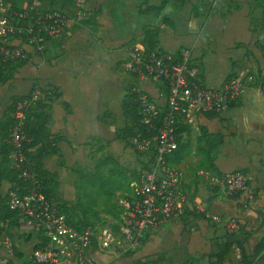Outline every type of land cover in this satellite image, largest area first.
<instances>
[{
    "label": "crops",
    "instance_id": "obj_1",
    "mask_svg": "<svg viewBox=\"0 0 264 264\" xmlns=\"http://www.w3.org/2000/svg\"><path fill=\"white\" fill-rule=\"evenodd\" d=\"M67 1L70 3L64 12L71 14L76 0ZM141 1L86 0V20L70 23L61 40L46 44L42 57L27 49L29 63L8 85L0 87V125L14 101L28 95L34 86L47 91L58 89L59 98L47 110L51 116L48 129L52 135L64 138L60 144L64 165L59 166L56 159L50 158L45 161V168L57 175L58 197L75 205L78 195L74 187L80 174L92 170L104 158L115 157L114 152L128 153L122 142L109 144L130 125L123 115L122 103L127 89L135 82L125 66L131 48L141 45L145 30L159 28L157 50L169 57L189 51L205 87L220 89L235 78L246 82L238 105L217 119L199 117L196 129L183 134L192 155L177 168L184 174L191 205L202 203L213 217L222 220L236 216L252 232L245 246L248 251V246L253 248L264 235V0H174L161 14L146 12V6L139 12ZM148 3L160 5L159 0ZM137 85L158 107L166 105V96L157 84L139 79ZM201 128L224 136L213 171L206 170L208 164L199 170L202 158L198 147L205 148L204 139L200 140ZM131 158L134 165L140 166L134 156ZM110 168L104 169L105 175ZM123 169L131 171L125 166ZM206 171L246 175L256 193L255 202L246 205V199L235 201L211 188L201 175ZM9 188L8 183H3L4 191ZM114 198L97 199L98 218L108 220L114 215L108 204ZM199 226L197 232L184 237L177 222L165 224L146 236V243L137 254L143 261L163 258L160 264H180L196 252L209 251L212 245L224 242L227 231L221 225L212 228L201 222ZM16 248L18 257L14 264H25L32 252L24 245ZM236 252L239 250L234 248L239 259L240 253L238 258ZM109 255L94 254L100 264H110ZM4 260L0 248V263Z\"/></svg>",
    "mask_w": 264,
    "mask_h": 264
},
{
    "label": "built area",
    "instance_id": "obj_2",
    "mask_svg": "<svg viewBox=\"0 0 264 264\" xmlns=\"http://www.w3.org/2000/svg\"><path fill=\"white\" fill-rule=\"evenodd\" d=\"M218 1V0H215ZM86 0H76L72 12L44 11L40 0H27L17 9L12 1L0 0L1 54L6 61H29L27 49L43 54L46 44L61 40L70 23L86 20ZM181 61L173 62L172 57L158 50L146 55L141 45L131 48L125 69L137 74L140 80L149 79L161 91L168 88L166 98L168 111L162 116L161 109L140 88L132 93L142 118L141 123L154 131L150 137L139 134L133 140L136 150L150 157L147 167L140 165L138 175L130 183V191L122 193L113 203L114 215L104 226L83 231L76 230L57 207L33 188L27 196L19 197L16 192L9 194L8 205L19 213V228L23 233L46 240L42 250H34L29 258L32 264H100L94 254L134 252L142 247L145 237L165 224L177 222L186 209L192 206L207 218L226 226L228 233H235L243 225L240 220H222L213 217L202 203L191 205L184 188L183 172L168 163V157L177 149L176 125L182 121L196 129L198 118L203 114H223L238 105L246 90L243 79H231L220 89L204 86L199 70L192 64L187 50L180 53ZM41 92L17 104L9 143L14 148L11 156L12 167L21 171V178L36 183L29 169H21L26 163L22 147L27 142L24 132L27 111L38 103ZM161 126L156 128V121ZM204 181L213 189L228 196L246 195V203H254L256 193L249 186V179L242 173L213 174L201 173ZM17 245L6 233L0 236V248L5 254L4 262L14 263Z\"/></svg>",
    "mask_w": 264,
    "mask_h": 264
},
{
    "label": "trees",
    "instance_id": "obj_3",
    "mask_svg": "<svg viewBox=\"0 0 264 264\" xmlns=\"http://www.w3.org/2000/svg\"><path fill=\"white\" fill-rule=\"evenodd\" d=\"M9 1H12L17 9L20 8L18 5L19 0ZM40 1L44 6L45 12H64L65 7L70 3L67 0ZM159 1L160 5L158 6L150 5L148 0L141 1L139 12L143 6H146V12H157L161 14L174 0ZM254 1L259 3L262 0ZM163 21L164 23H167L165 17H163ZM159 31V28H154L151 31L145 30L144 37L141 40V46L143 47L146 55H151L157 51V36ZM2 46L3 43L0 40V87L8 85L13 80L14 75L30 61H6L1 54ZM37 55L42 57L43 54ZM172 59L173 62L179 63L181 61V56L180 54H177L172 57ZM132 77L134 78L135 83L127 89L128 95L124 98L122 103L123 115L130 125L119 132L115 140L113 142H109V144L122 142L126 148L132 150L136 161H138L141 166L146 168L150 157H145V155L139 153L136 150V146L133 144V140L137 138L139 134H142L144 138L150 137L154 134V131L151 130L148 132L149 127L141 123L142 118L140 116L139 107L136 103V96L132 93L135 88H138L137 82L139 80V76L137 74H133ZM38 90L41 92L38 103L34 108L27 111L26 121L24 124V132L27 137V142L23 145L21 150L26 159V163L21 166V169L30 170L31 174L34 175V180L36 181V183H33L30 180L21 178V171L12 167L11 156L15 151L13 146L9 143V137L15 126L14 114L17 104L25 99L31 98ZM162 92L166 98H168V88ZM59 96L60 94L58 93L57 88L47 91L36 85L28 95L17 98L12 104V107L9 109V112L2 118L0 125V156L2 157V161L0 163V236L2 233H6L11 237V239H13V232L20 226L19 213L17 211H13L8 205L9 194L11 192H16L19 197H24L27 196L33 188H35L49 203L57 207L61 214L67 217V219L71 222V225L76 230L83 231L95 228L96 223L100 221L98 214L95 212V208H97L98 205L97 199L102 197L111 199L116 197L121 192H129L132 179H135L138 175L135 170H131L127 173V171L123 169L119 158L112 156L104 158L100 160L92 168V170L79 175L78 182L74 187L75 192L78 195L75 205L60 199L58 197L59 183L57 181V175L56 173L49 172L45 168V161L50 158L56 159L59 166L64 165L63 155L60 150V144L63 142L64 138L60 135H52L48 129L51 123V116L47 110L49 105L53 101L57 100ZM160 109L162 116L165 115L168 111L167 104ZM219 116L220 114L209 113L203 114L200 117L212 120L217 119ZM178 120L179 122L176 125L178 146L177 149L168 157V163L174 167H178L192 155L190 152V145L183 137V134L189 133L192 128L185 125L182 121H180V119ZM154 124L156 128L161 126L160 120L158 122L156 121ZM201 139H204L205 148L202 149L198 147V155L202 158L199 170L206 168V164H208L206 170L213 171L218 149L224 143V136L220 133L209 134L205 131V129L201 128L200 140ZM109 166H111V168L108 171V175H105L104 169ZM130 178L132 179L130 180ZM5 182L10 186V188L6 191L3 190V183ZM231 198L235 201H239L240 199L245 200L246 195L235 194L231 196ZM232 219H237V217H223V221ZM201 222H205L212 228H215L217 225H221L223 229H226L225 225L218 224L214 222L213 219L207 218L204 214L199 213L193 206L186 209L182 218L177 221V224H179L182 228V236L185 237L188 235L190 237L193 231L197 232L200 229L199 224ZM252 236V232L248 230L246 226L241 225L237 232L232 234L227 232L224 242L218 244L216 249L211 247V250L203 252L197 258L191 256V258L187 261L180 264H235L233 258L234 248H237L240 253L238 264H264V235L258 239V242L254 245L251 251L248 252L245 246L249 243ZM146 239L147 238L145 237L143 244L146 243ZM40 242H42V244L35 246L34 250H42L43 246L46 244V240L40 236ZM136 254L137 251L128 252L126 257L137 260L135 264H160L164 261L163 258H159L158 260L154 258H147L143 261L140 259L141 257L139 254ZM17 257V248H15V258ZM25 264L32 263L28 259Z\"/></svg>",
    "mask_w": 264,
    "mask_h": 264
},
{
    "label": "rangeland",
    "instance_id": "obj_4",
    "mask_svg": "<svg viewBox=\"0 0 264 264\" xmlns=\"http://www.w3.org/2000/svg\"><path fill=\"white\" fill-rule=\"evenodd\" d=\"M27 0H19V6L21 7V6H23L24 4H25V2H26ZM114 156L115 157H118V158H120V161H121V164H122V166H125V168L126 169H129V170H132V169H134V168H136V171L138 172L139 170H140V166L139 165H134V161H133V159L131 158L132 156H134L133 155V152H132V150H128V153H123V154H121V153H119V152H114ZM114 201H115V199H114ZM255 202V201H254ZM113 203H115V202H112V203H108L109 205H110V208H112V204ZM253 204V203H252ZM246 205H249L248 203H246ZM251 205V204H250ZM110 210V209H109ZM112 210H113V208H112ZM104 220V221H103ZM100 219V221H98V223H96V227L97 226H104L105 224H106V222H107V219L105 218V219ZM251 225H252V223H251ZM226 230V229H225ZM12 238H13V240L15 241V244L17 245V246H22V245H24L25 247H26V250H27V248H29L30 249V251L32 252L33 251V247L35 246V244H36V237L35 238H33L32 236H29V235H27L26 233H23L22 232V230L20 229V228H17L14 232H13V234H12ZM31 239H33V241L31 242ZM207 241V240H206ZM207 243H208V241H207ZM27 244H28V247H27ZM210 244L212 245V243L210 242ZM253 246V245H252ZM252 246L251 245H249L248 246V252H250L251 251V248H252ZM212 248H215V247H217V245L215 244L214 245V247H213V245L211 246ZM137 251V250H136ZM236 251V250H235ZM135 252V251H134ZM204 252H206V251H204ZM196 253H198V254H195V255H193L194 257H198V256H200L203 252H196ZM235 253V252H234ZM234 253H233V258H234V263L235 264H238V260L240 259L239 258V253L238 252H236V254L238 255V258L239 259H237L236 258V256L234 255ZM126 254L127 253H121V252H115L114 254H110L109 255V263L110 264H131V263H133L135 260L134 259H129V258H127L126 257ZM141 257V256H140ZM135 259H137V258H135ZM176 260H177V262H179L180 261V256H178V258H176ZM166 264H168V263H166Z\"/></svg>",
    "mask_w": 264,
    "mask_h": 264
}]
</instances>
